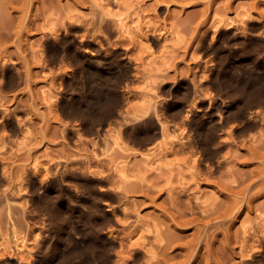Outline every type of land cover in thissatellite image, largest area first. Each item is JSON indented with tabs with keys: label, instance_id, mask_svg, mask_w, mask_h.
<instances>
[{
	"label": "rangeland",
	"instance_id": "374dc122",
	"mask_svg": "<svg viewBox=\"0 0 264 264\" xmlns=\"http://www.w3.org/2000/svg\"><path fill=\"white\" fill-rule=\"evenodd\" d=\"M11 7L0 32V66L10 67H0V264L40 249L62 264L263 262L264 94L243 112L238 88L264 84V0ZM79 51L103 62L78 68ZM115 79L112 115L83 131L73 109L92 91L106 97ZM226 87L236 88L234 99L222 101ZM186 90L199 104L194 118L168 104ZM223 105H232L227 123L216 115ZM208 112L221 127H211ZM161 120L173 140L161 135ZM198 133L208 137L205 154L195 152ZM6 202L25 208L29 254L18 238L26 228L13 236Z\"/></svg>",
	"mask_w": 264,
	"mask_h": 264
},
{
	"label": "bare ground",
	"instance_id": "6f19581e",
	"mask_svg": "<svg viewBox=\"0 0 264 264\" xmlns=\"http://www.w3.org/2000/svg\"><path fill=\"white\" fill-rule=\"evenodd\" d=\"M12 2H13V0H0V5L2 4V6L0 7V32H1V30L2 29H6V30H8V28H9V23H10V13H11V9L10 8H12L11 6H12ZM100 19V18H99ZM98 21H100V23H101V20H98ZM245 23V25H249L251 22H249V21H247V22H244ZM100 25V24H99ZM101 26V25H100ZM99 27V26H98ZM246 27V26H245ZM244 28V27H243ZM10 30V29H9ZM249 30V29H248ZM219 31H221V30H219ZM3 32H5V31H3ZM223 32V31H222ZM245 35H247V34H245ZM248 35H250V34H248ZM251 36H252V34H251ZM250 36V37H251ZM249 37V38H250ZM253 37V36H252ZM254 37H255V35H254ZM253 37V38H254ZM248 38V39H249ZM260 38V37H259ZM246 39H247V37H246ZM258 40V39H257ZM250 41H251V39H250ZM147 44V47L148 46H150V44L149 43H146ZM55 54V53H54ZM51 55H52V53H51ZM95 56V55H94ZM94 56H92V55H90V54H88L86 51H79V53L76 55V58H75V63H77L76 65L78 66V68L79 67H82L83 66V64H86V63H94V64H97V65H99L101 62H103L101 59H99V58H97L96 56L94 57ZM52 58V57H51ZM74 59V58H73ZM72 59V60H73ZM109 60H111V59H109ZM112 61V60H111ZM1 63V62H0ZM72 63H74V62H72ZM117 65H118V63H117ZM6 64H1V69H2V71H4L3 69L4 68H6ZM8 68H10L9 66H7ZM7 68V69H8ZM1 71V70H0ZM5 72V71H4ZM4 72H2V74L4 73ZM0 74H1V72H0ZM3 75H6L5 73L3 74ZM9 75V74H8ZM9 77V76H8ZM1 78H3L2 77V75H1ZM7 78V77H6ZM6 78H5V82L7 81L6 80ZM8 79V78H7ZM9 83V82H8ZM1 84H3V83H1ZM5 84V83H4ZM119 85H120V80L119 79H115V80H113V81H111L110 83H109V94L106 96V97H99V95H98V93H95V92H91V94H89V97H88V99H87V102L85 103V105H83L84 106V108H82V107H76V108H74L73 109V111H76V112H80V113H82L81 115V117H82V119H81V123H80V125L82 124V128L84 129L83 131H85V132H88L89 134L90 133H92L93 132V130H92V128L94 127L93 125H95L94 123L97 121V119L101 116V115H103L104 116V114H105V116H106V114L108 113H110V115H112L111 114V112H112V110L114 109V106L116 105V103H118L119 101L117 100V90H118V88H119ZM0 87H4L3 85L2 86H0ZM195 88V87H194ZM187 89H190V88H187ZM238 90H239V94H240V96H241V98H240V100L243 102V112H246V111H248L249 109H251V107H252V102H253V100H255L256 98H258L259 97V95L260 94H264V84L263 85H261L260 87H258V88H256V89H252V90H246V89H244V88H238ZM236 91V88H232V87H226L225 88V90H224V93L222 92V93H220V98L222 99V101H225L224 99L226 98V99H234V97H233V94H234V92ZM189 90L187 91L186 90V92H185V94L181 97V98H178V97H175L173 94H171V92H169L168 93V95L170 96V94H171V97H170V100L168 101V104H173L174 106H175V109H176V113L177 114H179V113H181V111L182 110H184V109H186V113L187 114H191L192 116H193V118L195 117V116H197V114L199 113L197 110H196V108L199 106V104L197 103V102H195L193 99H189ZM217 93V92H216ZM227 97H229V98H227ZM219 98V97H218ZM118 101V102H117ZM234 102H236V101H234ZM238 102V101H237ZM84 103V102H83ZM210 103V102H209ZM214 103V102H213ZM82 104V103H81ZM151 103H149V105H150ZM224 104V103H223ZM78 105V104H77ZM79 105H80V103H79ZM172 105V106H173ZM220 105V104H219ZM225 105V104H224ZM221 106V107H219V108H217L216 109V115H218L219 116V118L220 119H222V120H224L225 121V123H227L228 121H229V119H230V110H229V108L232 106H230V107H226V106ZM154 106H155V104H151L150 105V107L153 109L154 108ZM215 106V105H214ZM149 107V106H148ZM156 107V106H155ZM216 107H218V106H215V108ZM214 108V107H213ZM70 109V108H69ZM155 109V108H154ZM153 109V110H154ZM63 110V107L61 108V111ZM257 111V110H256ZM242 112V113H243ZM62 113H64V112H62ZM73 113V112H72ZM75 113V112H74ZM143 113H145V112H143ZM209 113V112H208ZM142 114V113H141ZM246 114V113H245ZM256 114V113H255ZM254 114V115H255ZM259 114H260V112H259ZM74 115V114H73ZM77 115V114H76ZM209 115V118H208V122L210 123V125H211V127L214 129L215 127H217V126H220L221 127V125L220 124H218L217 123V121L215 122V117L213 116L214 114H211V113H209L208 114ZM234 115V114H233ZM258 115V114H257ZM256 115V116H257ZM70 116V115H69ZM135 116V115H134ZM136 116H137V114H136ZM242 116V115H241ZM247 116H249V115H244V117H243V120H244V122L246 121V123L248 124H250L251 123V120H252V118H250L251 117V115H250V117H247ZM77 117V116H76ZM133 119H134V117H132ZM233 118V117H232ZM231 118V119H232ZM235 118V117H234ZM254 118H255V116H254ZM139 119H140V121L143 123L144 122V125H145V123L147 124L148 122L149 123H151V121H150V115L148 114V112H147V110H146V113L144 114V116H142V117H139ZM219 119V120H220ZM126 120V119H125ZM120 121V123H123L122 121H121V119L119 120ZM127 121H129V120H127ZM133 121V120H132ZM159 121V120H158ZM162 121V120H161ZM158 122V124L160 123H164L163 121L162 122ZM125 122V121H124ZM131 122V121H130ZM136 122V121H135ZM126 123V122H125ZM128 123V122H127ZM138 123V122H137ZM245 123V124H246ZM129 124H131V123H128V125ZM133 124V123H132ZM222 124V123H221ZM244 124V125H245ZM126 125V124H125ZM132 126V125H131ZM148 126V125H147ZM152 127L154 126V124L153 125H151ZM161 126H162V129H161V135L163 136V138H168L167 140H173V138H170L169 139V137H168V135H167V133H165L166 132V129H165V127H164V124H161ZM154 127H156V126H154ZM151 128V127H150ZM153 129V128H152ZM157 129V128H156ZM154 130V129H153ZM95 131V130H94ZM151 131V130H150ZM158 131V130H157ZM156 131V132H157ZM152 132V131H151ZM155 133V132H154ZM193 133V132H192ZM189 136V135H188ZM173 137H175V136H173ZM116 138V137H115ZM180 139V138H179ZM193 141L196 143V150H195V152H197V153H199V152H201V153H203V154H205L206 153V150H207V145H208V137L207 136H201L199 133L197 134V135H194L193 136ZM113 140H115L116 142H117V138L116 139H113ZM188 140V139H187ZM115 141H112V142H115ZM174 142V141H173ZM116 144V143H115ZM201 155V154H200ZM40 190H41V192L42 193H44V194H46L47 193V188L46 187H41L40 188ZM176 195H178V194H176ZM175 198H172V200H175L176 199V196H174ZM7 200H8V198H7ZM6 200V201H7ZM172 200H171V203H176V204H178V201L177 200H175V201H173L172 202ZM9 201H11V200H9ZM12 202V201H11ZM7 203V207H6V212H8L10 215H11V218H12V224L14 225V226H16L15 227V230H13V236L14 237H16L17 238V234H18V232H17V230H18V228H22V227H25L26 229L24 230V236L23 237H18L19 239L20 238H22V239H20V240H22V246H21V248H23L24 246H25V248H26V250H27V252H28V254L29 253H31V249L26 245L27 243H25V240H26V238H24V237H26L25 236V233H26V231H27V227H28V224H27V222H26V218H25V208L24 207H17L16 205H14V204H12V203ZM175 204V205H176ZM186 203H184V205H185ZM179 205V204H178ZM187 206V205H186ZM188 207V206H187ZM187 207H185V208H187ZM101 211V210H100ZM101 212H103V211H101ZM7 213V214H8ZM98 213H99V211H98ZM95 218V217H94ZM101 218H103V214L102 215H100V219ZM99 219V220H100ZM23 222H25L24 224V226H23ZM101 222H102V220H101ZM101 224V223H100ZM13 226V227H14ZM102 228V227H101ZM17 229V230H16ZM96 231H100L99 230V228H96L95 229ZM102 230V229H101ZM96 234V233H95ZM97 234H98V232H97ZM11 235H12V233H11ZM36 235H38L37 237H39L38 239H41V238H43L42 236H40V233L38 232ZM16 238H14V239H16ZM108 238V237H107ZM262 238V237H261ZM37 239V238H36ZM109 239V238H108ZM112 239H114V238H112ZM112 239H109L108 240V242H107V246H108V248L109 249H111V248H113V246L115 245V243H114V241L112 240ZM20 240H18V241H20ZM16 241V240H15ZM18 241H16L15 243H18ZM14 241L12 240V243H13ZM119 242V241H118ZM263 242V241H262ZM14 244V243H13ZM19 245H20V243H18ZM119 245H121V241H120V244ZM10 246V245H9ZM14 246V245H13ZM15 247H17V245L15 246ZM18 248V247H17ZM17 248H16V250H17ZM20 248V250L21 251H24V249H21ZM108 250V249H107ZM18 251V250H17ZM50 252V251H49ZM51 253V252H50ZM16 257V256H15ZM57 256H55V258H56ZM24 257L23 256H17V258H14V257H12V256H10L9 254H8V256H6V257H4V260H2V264H62L61 263V261H56L55 259H53L54 257H53V255H50L48 252H47V250H44V249H40L39 251H38V253H37V255H36V258H34V259H30V258H24L25 259V261L24 262H22ZM60 258V257H59ZM63 261H64V259H62ZM64 264V263H63ZM248 264H251L250 262H248ZM259 264H264V261L263 262H261V263H259Z\"/></svg>",
	"mask_w": 264,
	"mask_h": 264
}]
</instances>
